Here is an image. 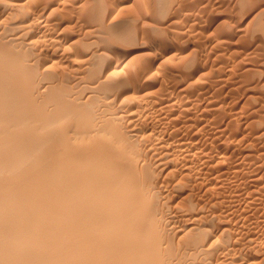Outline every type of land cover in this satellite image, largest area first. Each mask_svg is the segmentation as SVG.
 <instances>
[{
  "label": "bare ground",
  "instance_id": "6f19581e",
  "mask_svg": "<svg viewBox=\"0 0 264 264\" xmlns=\"http://www.w3.org/2000/svg\"><path fill=\"white\" fill-rule=\"evenodd\" d=\"M168 1L158 6L168 9L169 4H174ZM144 2L143 6H147L145 0L140 5ZM84 3L85 0H0V264H264V213L262 216L255 211H259L258 204H264V114L261 111L258 114L260 108L255 107L258 117L250 124L257 125L252 127H256L251 131L254 137L251 135L252 141H244L252 128L249 126L248 133L238 136L237 112L224 111L230 92L243 86L241 78L250 69L252 72V68L239 71L234 78L237 87L228 88L231 90L226 92L222 91L221 83L218 87L214 85L218 78L207 77L212 74L207 72L211 67L209 53L206 54L208 59L202 62L196 60L198 53L194 55L192 50L189 51L196 58H192L194 62L188 61L187 54L180 59L183 43L180 45L177 41L184 38L180 27L186 24L190 12L186 16V8L185 12L175 11L178 6L172 14L158 7L162 9L159 14L166 15L163 19L160 15L163 27H157V32L163 28L162 32L168 31V34L171 30L170 34L179 33L172 34L178 39L167 38L165 33L167 39H160L162 42L158 38L152 41L153 37L137 45L136 39L133 40L136 37L129 33L132 30L124 25L128 21L120 24L119 19L116 20L119 24L110 21L102 26L103 30L96 27L103 35L111 36L115 43L110 41L112 47H106L107 38L106 43H99L106 36L96 35L89 41L91 31H81L82 24L78 28L80 32H74L76 22L71 26L72 14H69L70 5L76 4L75 8L82 12L84 6H89ZM194 4V0H190L184 7ZM133 5L128 6L129 9ZM262 7L256 13L263 16L264 5ZM95 9L93 14L97 12ZM124 9L127 8L122 6L121 12H125ZM141 9L135 11L141 15ZM211 12L215 11L211 9ZM63 13L69 14V18ZM79 13L76 14L85 15L84 11ZM114 16L111 20L120 14ZM85 17L80 19L85 20ZM211 23L209 20L208 29ZM219 25L221 28L229 26L222 22ZM261 25L255 24V27ZM260 27L256 28L258 31H251L258 35L263 33L264 38V28ZM245 33L243 35H248ZM255 37L252 38L257 40ZM259 39L258 46L255 42L257 47L264 45L263 39ZM165 52L180 54L177 58L182 62L178 63L185 65L177 64L180 68H175L183 67L184 73L175 74L174 78L171 77L173 72L160 74L161 62L168 57L160 61ZM231 73L233 76L234 72ZM161 77L164 81L171 77L168 80L176 84L171 82L175 85L167 86L159 79ZM157 79L162 84L158 85ZM249 80L252 81L250 77ZM220 87L222 90L217 89ZM129 92L134 93V97L129 96ZM223 92H226L224 96ZM209 94L212 100L207 99L208 106L212 107L203 105L209 110L203 112H207L211 120L220 115L223 124L217 122L222 129L216 128L219 133H212L216 135L210 139H213L207 145L210 147L200 144L209 155L201 147L202 151L200 148L196 152L205 155L201 154L202 163H197L200 160L197 158L195 162V159L200 153L194 158L193 151L199 144L193 141L201 134V127L206 128L211 121H207L205 127L206 122L204 125L200 121L203 117L196 119L192 115H202V109L198 113L195 107ZM193 103L196 110L191 114L193 107L188 106ZM181 112L188 119L180 116ZM245 161L257 167L251 185L247 182V188L243 185L254 194L252 202L257 199V203L248 201L246 206H257L250 210L239 209L241 205L231 206L218 195L220 187H224L221 183L233 180L230 176H234ZM228 187L223 189L228 190ZM249 193H244L246 196L237 193V197L243 198V195L248 200Z\"/></svg>",
  "mask_w": 264,
  "mask_h": 264
},
{
  "label": "rangeland",
  "instance_id": "374dc122",
  "mask_svg": "<svg viewBox=\"0 0 264 264\" xmlns=\"http://www.w3.org/2000/svg\"><path fill=\"white\" fill-rule=\"evenodd\" d=\"M74 1H76V0H74ZM80 1V0H79ZM94 2V3H96V4H93L92 2ZM85 0V2L86 3H84L83 5H89V6H84L83 8L84 9H81L82 10V12L84 11V13H85V15H83V16H81V15H78V14H76V13H79V14H81L82 12L78 9L77 10V8H75L76 7V4H74V5H70L72 8H70V12L71 13H69V12H66V13H69V14H72L71 16L69 15V14H66V13H63L64 15L66 14L67 15V17H68V15L71 17V21H72V23H71V26H73V24H74V22H76L75 23V26H73L72 28V30L74 31V32H76V33H78V32H80V30L82 29V30H84V31H87L88 29H89V31H91L89 34V37H88V39H89V41H91V39H94L93 38V36H106L105 38H102L101 40H102V42L100 41L99 43H101V44H103V41H105L104 43H106L107 41H109V42H107V44H106V47H112V46H110V44H111V42H112V44H115L114 43V41L110 38L111 36H108V33L107 34H105L104 33V35L101 33L102 31L101 30H103V28H102V26L104 27L106 24L108 25L109 23H110V21H111V23L112 24H116V23H118L117 21L119 20V23L120 24H124L123 22H125V21H128V22H126L127 24H124V25H126L127 26V28H129V31H131V32H129V33H132L131 34V36H134V37H136V38H133V40L134 39H136V40H134L135 42H137L136 44L137 45H139V44H143L145 41L147 42V40H148V42L150 41V39L152 40V39H154V40H152V41H155L157 38V40H165V39H167V38H170L171 36H172V34H176V35H178L179 33H174V31L170 34V32L172 31H169V34H168V31H164V32H162V30H163V28L162 29H160L159 31L161 32V33H163V34H161L160 35V32L158 31L157 32V27L158 26H162V19H163V17L166 15H164L163 13H161V14H159V12H161V11H159V10H165L166 11V13L167 12H169L168 14H172L173 12H175V11H179V10H183L184 8H186V9H184L183 11L185 12V14H186V16L189 14L188 12H190V16H187V17H189L188 19H187V17L185 16V18L187 19L186 20V24H184V26H182L181 25V29H182V31L184 32L182 35H183V37L184 38H189L188 39V42H187V38L186 39H181V41H180V39H178L177 38V36H175V35H173L172 37H176V38H174V39H178V41H177V43H180V45H181V43H183L182 45H181V55L180 54H177V55H180V59H182V55H189V56H186L189 60L188 61H193L194 62V59H196L195 57H197L198 56V58L196 59L197 61H200V59H201V62L204 60V59H208L207 58V56H209L210 58V60H209V66H211L208 70H207V72L209 71L210 73H212V74H210V75H208L207 77H208V79H213V80H216L217 78V82L214 84L216 87H218V84H219V86L221 85V87H222V89H221V87H220V89L219 88H217L218 90H222V91H229L230 92V90L228 89V88H235V86L237 87V84H236V79L234 80V78H236V76L237 75H239V73L242 71V72H246L247 70L245 69L246 67L247 68H252V72H251V69L249 70V72H246L247 74H248V77H247V80L245 79V77L247 76L246 75V73L242 76V77H244V78H241V80H242V82H243V84H241V85H243V86H240L239 85V87L240 88H238V90H235V91H233V93L232 92H230V96H229V98L227 97V99H226V101H225V108H224V111L225 112H230L231 110H235L236 112H237V118L235 119V121H236V123H239V126H240V128H239V133H241V134H239L238 133V136L240 135H242V133H248V130L247 129H250V127L252 128V127H254V126H256L257 127V125L255 124L254 126H251L250 124H252L253 122H255L256 121V119H257V117H258V115H255V114H257V109L258 108H260V109H258L259 110V112H258V114L260 113V111H261V114H264L263 112H264V107H262V109H261V106L260 105H262L263 104V106H264V85H262V83L264 82V61L262 60V59H264V45H259V47H257L258 46V44H259V42L258 41H260V39L259 38H262L263 39V42H264V38L263 37H261V36H263V33L261 34V33H259L260 35H258V32H253L252 33V31L251 30H256V31H258L256 28H259V27H255V24L256 25H260L261 23H262V25H261V27H263L264 28V14H263V16H262V14L260 15V13H256L257 11H259V9H261V7L264 5V0H244V1H242V0H240V2H238L237 0H224V2H223V0H217V1H215V0H213L214 2L213 3H211V0H194V2H195V4L194 5H191V6H186V7H184V4H186V3H188V1H190V0H169L168 1V3L170 2V3H173L174 2V4L172 5V4H169V8L167 9H165V8H163V6H158V5H162L163 3V1L164 0H145V1H147L146 2V5L148 6V8H147V6H143L144 4H145V2L142 4V5H140V2H142V0H140V2H136V3H134L135 1H139V0H101V2L102 3H99L98 4V2H100V0L98 1V2H96L97 0ZM104 1V2H103ZM107 1V2H106ZM132 1V2H131ZM155 1V2H154ZM184 1V3H182ZM200 3H199V2ZM209 1V2H208ZM250 1H252V2H250ZM255 1H257V2H259V3H257V2H255ZM87 2L89 3V4H87ZM110 2H112V3H110ZM148 2H150L149 4H147ZM235 2H237V3H235ZM108 3V4H107ZM158 3H160V4H158ZM162 3V4H161ZM198 3V4H197ZM221 3H223V4H221ZM227 3V4H226ZM242 3V4H241ZM249 3V4H248ZM252 3V4H251ZM126 4H127V6H126ZM131 4H134L133 6H131V9H129V7L128 6H130ZM138 4V5H137ZM153 4H155V5H153ZM165 4V3H164ZM179 4V5H178ZM183 4V5H182ZM209 4V5H208ZM220 4V5H219ZM240 4V5H239ZM263 4V5H262ZM95 7H94V6ZM101 5V7H99V6ZM106 5V6H105ZM110 5V6H109ZM149 5H150V7H149ZM197 5V6H196ZM199 5L200 6H202V7H199ZM211 5V6H210ZM246 5V6H245ZM257 5H258V7L259 8H257ZM259 5H262L261 7L259 6ZM91 6H93L92 8H90ZM103 6V7H102ZM122 6H124L125 8H127V9H124L123 11H125V12H121L122 11ZM138 6H143V8H146V9H141V7H139L138 8ZM174 6H176V7H174ZM177 6H178V8H177ZM193 6H195V7H193ZM209 6L211 7V9H212V11H215V12H211V9L209 8ZM216 6V7H215ZM227 6V7H226ZM231 6V7H230ZM112 7V8H111ZM121 7V8H120ZM153 7H157V8H153ZM162 8V9H159V8ZM213 7H214V9H213ZM236 7H239L237 10H236ZM96 8V9H95ZM115 8V9H114ZM119 8H120V11H119ZM152 8V9H151ZM177 8V9H176ZM187 8H189V9H187ZM210 10H209V9ZM221 8H223V9H221ZM224 8H226V9H224ZM263 8V7H262ZM92 9V10H91ZM96 10L97 12L98 11H101V12H99L100 14H102V15H100L99 13H97V12H95V14H93L94 12H93V10ZM107 9H111L110 11L109 10H107ZM142 10L141 11V15H139L140 14V12H138L137 13V11H135V10ZM149 9V10H148ZM154 9H156V10H154ZM176 9V10H175ZM200 9H202V10H200ZM216 9V10H215ZM229 9H231V10H229ZM245 9V10H244ZM72 10V11H71ZM77 12H76V11ZM88 10V11H87ZM117 10L119 11V12H117ZM151 10V11H150ZM172 10H175V11H172ZM222 10V11H221ZM236 10V11H235ZM74 11V12H73ZM79 11V12H78ZM85 11H87V13L85 12ZM89 11H91V12H89ZM102 11H104L103 13H102ZM147 11H149V12H147ZM197 11V12H196ZM208 11V12H207ZM224 11V12H223ZM242 11V12H241ZM117 12V13H116ZM193 12H195V13H193ZM205 12V13H204ZM218 12V13H217ZM244 12V13H243ZM89 13L91 14V15H89ZM114 13V14H113ZM137 14V15H134V14ZM158 13V14H157ZM165 13V12H164ZM223 13V14H222ZM231 15V16H229V14ZM120 14V17L119 16H116V18H112L113 20H111V16L112 17H115L114 15H119ZM198 14V15H197ZM209 14V15H208ZM218 14H219V16H218ZM245 14V15H244ZM255 14H258V15H256V16H254ZM78 15V16H77ZM143 15V16H142ZM162 16V19H160L161 18V16ZM207 17H206V16ZM235 15V16H234ZM240 15V16H239ZM255 17V18H257L256 20H260L259 22H257L256 20H255V18L253 17V16ZM75 16H77L76 18H75ZM84 16H86L85 17V20L84 19H80L81 17L82 18H84ZM90 16H92V17H90ZM97 16H101L100 18H98L97 19ZM104 16V17H103ZM139 16V17H138ZM157 16H160V17H157ZM226 16H228V17H226ZM258 16H261V17H258ZM88 17H90V18H88ZM94 17H96V18H94ZM119 17V18H118ZM194 17V18H193ZM203 17H205V18H203ZM237 19H236V18ZM239 17H240V19H239ZM69 18V17H68ZM78 18V19H77ZM92 18V20H90V22H91V24L90 25H87L88 23H90L89 22V20L88 19H91ZM125 18V19H124ZM127 18V19H126ZM158 18V19H157ZM193 18V19H192ZM198 18V19H197ZM201 18V19H200ZM208 18V19H207ZM227 19V21H229V22H227V21H225L224 22V19ZM230 20H229V19ZM235 18V19H234ZM242 18V19H241ZM251 18H254V19H251ZM261 18V19H260ZM110 19V20H109ZM129 19H131V20H134V21H129ZM88 20V21H87ZM100 20V21H99ZM102 20H103V23H102ZM117 20V21H116ZM136 20V21H135ZM197 20H199V21H197ZM206 20V21H205ZM209 20H211L212 21V26L210 25V29H208L209 28V26H208V23H209ZM220 20H223V21H220ZM250 20H254L253 21V23L251 22V23H249L250 22ZM83 21V22H82ZM97 21H99V22H97ZM114 23H113V22ZM123 21V22H122ZM144 23H143V22ZM154 21V22H153ZM157 21V22H156ZM234 21H235V23H234ZM104 22H105V24H104ZM116 22V23H115ZM122 22V23H121ZM129 22H131V23H129ZM192 22V23H191ZM193 22H196V23H193ZM202 22V23H201ZM208 22V23H207ZM220 22H222V23H226V25H229V26H227L228 28H221V27H219L220 25H219V23ZM248 22V23H247ZM257 22V23H256ZM261 22V23H260ZM80 23V24H79ZM94 23V24H93ZM101 23V24H100ZM118 23V24H119ZM141 23H143V24H141ZM157 23V24H156ZM158 23H160V25H158ZM199 23V24H198ZM218 23V24H217ZM229 23V24H228ZM230 23H232V24H230ZM237 23V24H236ZM255 23V24H254ZM76 24H78L77 26H76ZM82 24H84L83 25V28H79L80 26H82ZM99 24V25H98ZM129 24V25H128ZM130 24H131V26H130ZM207 24V25H206ZM218 26H217V25ZM234 24V25H233ZM251 25L250 26V28H249V26L248 25ZM145 25V26H144ZM203 25V26H202ZM222 25H224V27H225V24H222ZM231 25H232V27H231ZM136 26H137V28H136ZM141 26H142V28H141ZM153 26V27H152ZM246 26V27H245ZM253 26H254V28H253ZM99 28V29H101V30H99V29H97V28ZM140 27V28H139ZM163 27V26H162ZM179 27V26H178ZM206 27V28H205ZM216 27V28H215ZM229 27H230V29H229ZM246 28V29H244V28ZM261 27H260V29H261ZM77 28V29H76ZM80 30H79V29ZM127 28H126V30H127ZM130 28H132V29H130ZM136 28V29H135ZM153 28V29H152ZM156 28V29H155ZM161 28V27H160ZM205 28V29H204ZM220 28V29H219ZM252 28V29H251ZM90 29H92V30H90ZM106 29V28H105ZM139 29V30H138ZM140 29H143V30H140ZM206 29L208 30V31H206ZM211 29H212V31H211ZM216 29H218V30H216ZM222 29H224V30H222ZM226 29H228V30H226ZM239 31H238V30ZM79 30V31H78ZM81 30V31H82ZM135 30V31H134ZM138 30V31H137ZM173 30H175L176 32H179L178 30H176V29H173ZM188 30H190V31H188ZM197 30V32H195ZM199 30V31H198ZM222 30V31H221ZM250 31V33H249V31ZM262 30H264V29H262ZM78 31V32H77ZM88 31V32H89ZM94 31H96V32H94ZM142 31H145V32H147V33H143L142 34ZM181 31V32H182ZM201 31H202V34H201ZM219 31V32H218ZM194 32H195V34H197V36L198 37H200V38H198L195 34H194ZM207 32V33H206ZM208 32H209V34H208ZM217 32H218V34H217ZM222 32V33H221ZM226 32V33H225ZM229 32V33H228ZM243 32V33H242ZM246 32V33H245ZM261 32V31H260ZM263 32V31H262ZM95 33V34H94ZM167 34V36H166V34ZM187 33H189V34H187ZM191 33H193V34H191ZM210 33H212L213 35H211ZM247 34L248 33V35H243V34ZM146 34V35H145ZM184 34H186V35H184ZM199 34V35H198ZM200 34H201V36H200ZM215 34V35H214ZM217 34V35H216ZM240 34V35H239ZM252 34V35H251ZM143 35H145V36H143ZM147 35H149V36H147ZM108 36V37H107ZM142 36L143 37H145V38H142ZM160 36V37H159ZM164 36V37H163ZM167 38H166V37ZM186 36V37H185ZM191 36H193V37H191ZM203 36H206L207 38L205 39V37H203ZM215 36V37H214ZM217 36V37H216ZM243 36V37H242ZM246 36V37H245ZM248 36H250V37H248ZM256 36V37H255ZM154 37V38H153ZM161 37H163V38H161ZM179 37V36H178ZM214 37V38H213ZM252 37H255V38H257V40L256 39H254V38H252ZM108 40H107V39ZM110 38V39H109ZM139 38V39H138ZM148 38H150V39H148ZM198 38V39H197ZM243 38H245V39H243ZM249 38V39H248ZM200 39V40H199ZM218 39V40H217ZM95 40H99V39H96L95 38ZM107 40V41H106ZM132 40V41H133ZM160 40V42H162ZM184 40V41H183ZM186 40V41H185ZM203 40V41H202ZM205 40V41H204ZM226 40H228V41H226ZM234 40V41H233ZM236 40V41H235ZM243 40H245V41H243ZM92 41H94V40H92ZM111 41V42H110ZM140 41V42H139ZM141 41H143V43H141ZM193 41V42H192ZM202 41V42H201ZM207 41V42H206ZM226 41V42H225ZM239 43H238V42ZM250 41V42H249ZM97 44H98V42L97 41H95ZM231 42V43H230ZM242 42V44H240ZM257 43V46H256V43ZM261 42H262V40H261ZM134 43V42H133ZM190 43V44H189ZM201 43V44H200ZM204 43V44H203ZM206 43V44H205ZM232 43H235V44H232ZM250 43V44H249ZM135 44V43H134ZM193 44V45H192ZM199 44V45H198ZM263 44V43H262ZM108 45V46H107ZM198 45V46H197ZM205 45H207V46H205ZM212 45V46H211ZM215 45V46H214ZM231 45V46H230ZM222 46V47H221ZM256 47L257 49H255V48H253V47ZM261 46L263 47L262 49H260L261 48ZM92 47H94V46H92ZM197 47H199V48H197ZM205 47V48H204ZM227 47V48H226ZM191 48H193V49H191ZM210 48V49H209ZM215 48V49H214ZM219 48V49H218ZM196 49H198V51L196 52L195 50ZM234 49V50H233ZM246 49V50H245ZM189 50H192V54H194V55H196L197 53H198V55H196L195 57H194V55H191V51H189ZM194 50V51H193ZM206 50H208V51H211V52H208V51H206ZM236 50V51H235ZM239 52H238V51ZM249 50V51H248ZM251 50V51H250ZM252 50H254V51H252ZM262 50V51H261ZM203 51H204V53H203ZM222 51V52H221ZM195 52V53H194ZM199 52H201L203 55H205L206 56V54H208L206 57L205 56H202ZM220 52V53H219ZM231 52H235V53H233L232 55H231ZM241 52V53H240ZM248 52V53H247ZM256 52H258V53H256ZM167 52H165L163 55H165V56H161V58H160V61L161 60H164L167 56L168 57H174V58H168L167 57V59L165 60V61H163L164 62V64H162L163 62H161V66L162 67H160L161 69H159V71H160V74H164V73H166L167 74V72H168V74L171 72V74H172V72H173V74H174V76H171V77H175V74H181L180 72H182V69H183V67L181 68V70H179L178 68H180L179 66H184L185 65V63L184 64H179L178 62H180L181 60L180 59H178L177 57V55H176V53H174L175 55H176V57H175V55L172 53V52H168L167 54H166ZM170 53H172V54H170ZM188 53H190V54H188ZM212 53H214V54H212ZM217 53H219L220 55H216ZM247 53V54H246ZM171 56H170V55ZM223 54V55H222ZM235 54V55H234ZM253 54H255L254 56L255 57H253ZM262 54V55H261ZM70 55V54H69ZM174 55V56H173ZM227 55H228V57H227ZM200 56H202L203 57V59H202V57L200 58ZM215 56H219L218 58L217 57H215ZM231 56V57H230ZM236 56V57H235ZM242 56V57H241ZM262 56V57H261ZM160 57V56H159ZM165 57V58H164ZM240 57V58H239ZM246 57V58H245ZM164 58V59H163ZM185 58V57H184ZM192 58H194L193 60H192ZM222 58V59H221ZM240 60H239V59ZM255 58V59H254ZM262 58V59H261ZM171 60V61H169V60ZM218 59V60H217ZM187 59H185L184 60V62H187L186 61ZM212 60V61H211ZM216 60H217V62H216ZM169 61V62H168ZM236 61V62H235ZM175 62V63H174ZM177 62V63H176ZM182 62V61H181ZM226 62H227V64H226ZM246 62V63H245ZM261 62V63H260ZM167 63V64H166ZM213 63V64H212ZM224 63V64H223ZM238 63V64H237ZM242 63H244L243 65H242ZM260 63V64H259ZM176 64V65H175ZM177 64H179V66L177 65ZM218 64H219V67H218ZM222 64V65H221ZM263 64V65H262ZM66 65V64H65ZM175 65V66H174ZM240 65V66H239ZM261 65V66H260ZM169 66V67H168ZM170 66H171V68H170ZM214 66H216V67H218V68H216V67H214ZM163 67L165 68V69H163ZM168 67V68H167ZM175 67H178L177 69L175 68ZM221 67V68H220ZM233 67H235V68H233ZM238 67V68H237ZM258 67H259V69H258ZM173 68L175 69V71L173 70ZM227 68H228V70L229 71H227ZM230 68H232V69H230ZM255 68V69H254ZM68 69V68H67ZM168 69V70H167ZM170 69H172V70H170ZM213 69H215V70H213ZM244 69H245V71H244ZM257 69V70H256ZM161 70H164V71H161ZM183 70H185V69H183ZM233 70H235V71H233ZM216 73H215V72ZM224 71V72H223ZM238 71V72H237ZM240 71V72H239ZM176 72V73H175ZM185 71H183L182 73H184ZM208 72V73H209ZM231 72H236L235 74L233 73V76H232V73ZM241 72V73H242ZM261 72H262V74H261ZM224 73V74H223ZM230 74L229 76L227 75V74ZM167 74V75H168ZM215 74V75H214ZM216 74H218V75H216ZM223 74V75H222ZM250 74H251V76H250ZM261 75V76H260ZM170 76V75H169ZM169 76H167V77H169ZM177 77H178V75H176ZM214 76V77H213ZM258 76H260V79L258 78ZM168 78V79H172V78ZM224 77V78H223ZM226 77H229V78H227V80L225 79ZM231 77V78H230ZM233 77V78H232ZM249 77L251 78V80L252 81H250L249 80ZM162 78H164V77H161V78H159V79H161V80H163ZM215 78V79H214ZM257 78V79H256ZM159 79H157V81L159 80ZM167 79V81H162V83H165L167 86L169 85V86H173V85H175L176 83L175 82H173V80L171 81L172 83H175V84H171V82H170V80H168ZM225 79V80H224ZM161 80L160 81H158L157 83H158V85L159 84H162L161 83ZM165 80H166V78H165ZM206 80H207V78H206ZM232 80V81H231ZM257 80V81H256ZM222 81V82H221ZM225 81V82H224ZM228 81V82H227ZM246 81V82H245ZM170 82V83H169ZM232 82V83H231ZM221 83V84H220ZM227 83V84H226ZM245 83V84H244ZM171 84V85H170ZM253 84V85H252ZM258 85V86H257ZM167 86H165V87H167ZM231 86H234V87H231ZM248 86H250V87H248ZM259 86H260V88H259ZM263 88H262V87ZM216 87H213V88H215L216 89ZM242 88H244V89H242ZM245 88H246V90H245ZM255 89V90H254ZM260 89V90H259ZM242 91V92H241ZM132 92V91H131ZM226 92H223V94H222V96H224L225 94L224 93H226ZM244 92V93H243ZM261 93V94H260ZM129 94V96H131L132 94H133V96H131V97H134V93H131L130 94V92L128 93ZM236 94V95H235ZM248 94V95H247ZM235 98H234V97ZM247 96V97H246ZM250 96V97H249ZM261 96V97H260ZM209 98V100H210V98H211V95L209 94V95H207L206 96V98L205 99H203L201 102H197V105H198V107H197V105L196 104H191V105H189L188 106V108L189 107H195V105H196V112H200V110L202 109V115H200V114H197V113H194L193 115H192V117L194 118L195 116V118L197 119V118H201V117H203V118H201V120L200 121H202V123L204 124V122H206L204 125H205V127L209 124V126H207L206 128H204V127H201V129L203 130H199V131H201V134H200V132H196L197 134H200V135H198V137H200L201 139H199L200 140V142H199V140L197 141V139H198V137L196 136V140H194L193 142H198V144L199 145H197L198 146V148H196L197 146H195V152L193 151V153H195V155H194V158H195V156H197L198 155V153H200L197 157H196V159H195V162H197V160L199 159L200 161H198L197 163H202V161H201V157H204V156H201V154L202 155H205L206 153H208V152H206V151H204V150H207V149H205V148H207V147H210V146H207V145H210L211 144V142H212V140L214 139L213 137H215V135L216 134H218L219 133V131H221V129H222V127H219V124L220 125H222L223 124V121L221 120L220 121V119H223L220 115L218 116V118L217 117H215L216 119L214 120V119H210V118H207L208 117V114H206L207 112H209V110H208V108H210V107H212V106H210V104H209V106H208V102H210L209 100H207ZM236 98H238V99H236ZM246 98V99H245ZM248 98V99H247ZM251 98H253L252 100H251ZM261 98V99H260ZM232 99V101H230ZM234 99V100H233ZM211 100H212V98H211ZM214 100V99H213ZM235 100H237V101H235ZM245 100H248V101H246L247 102V104H245L244 105V103H246L245 102ZM253 100H255V101H253ZM263 100V101H262ZM203 101H205L204 103H202ZM206 101H207V104H205L206 103ZM218 102L220 101V100H217ZM216 102V101H215ZM230 102V103H229ZM233 102V103H232ZM234 102L236 103V104H234ZM249 102V103H248ZM261 102V103H260ZM201 103H202V107H201ZM213 103V101H211V104ZM251 103V104H250ZM254 105H253V104ZM256 103V104H255ZM229 104V105H228ZM233 104V105H232ZM251 106H250V105ZM203 105L204 106H207V107H203ZM244 105V106H243ZM247 105H248V107H247ZM253 105V106H252ZM227 106V107H226ZM258 106H260V107H258ZM194 107L192 108L193 110H190V111H192L191 112V114L193 113V112H195V110H194ZM232 107V108H231ZM234 107V108H233ZM236 107V108H235ZM241 107V108H240ZM243 107V108H242ZM255 107L257 108V109H255ZM188 108L186 107L185 109H187L186 110V113L188 114ZM204 108H206L205 110H203ZM185 109H183L184 111H185ZM191 109V108H190ZM237 109H239V111L237 110ZM241 109V110H240ZM244 109V110H243ZM254 110L253 112H251L252 110ZM182 110V111H183ZM207 110V112L205 113V112H203V111H206ZM251 110V111H250ZM263 110V111H262ZM183 111V112H184ZM190 111H189V114H190ZM183 112H181V114H180V116H182V117H184L183 115ZM233 112V111H232ZM249 112V113H248ZM251 112V113H250ZM186 113H185V115H186ZM204 113V114H203ZM248 113V114H247ZM196 114V115H195ZM207 116H206V115ZM218 113H216V115H217ZM241 114V115H240ZM246 114V115H245ZM247 115H249V117L247 116ZM186 116H188V115H186ZM247 117V118H246ZM185 119L187 118V117H184ZM183 119V118H182ZM188 119V118H187ZM205 119H208V120H205ZM253 121H252V120ZM254 119H255V121H254ZM212 122V124L210 125V121ZM219 120V121H218ZM207 121H209L210 123H208ZM224 121H225V117H224ZM217 122H219V124L217 123ZM220 122H222V124L220 123ZM249 122H251V123H249ZM208 123V124H207ZM214 123H216V124H218V127H217V125H215ZM249 123V124H248ZM203 124H202V126H203ZM248 124V125H247ZM212 126H215V127H213L212 128ZM247 126V127H246ZM250 126V127H249ZM245 127H246V129H245ZM255 127V128H256ZM216 128H218L219 129V131L218 130H216ZM255 128H252L251 130H249V132L250 133H248L247 135H246V137H245V139H244V141H246V140H248V141H252L251 140V138L253 139V135H252V132L251 131H253V129H255ZM241 129V130H240ZM245 129V130H244ZM214 131H215V133L216 134H212V133H214ZM208 135V137H206ZM253 137H252V136ZM210 136V137H209ZM248 137V138H247ZM203 138H205V140H203ZM211 138H213L212 140H210ZM201 140L203 141V142H201ZM208 140L210 141V143L208 142ZM236 141V140H235ZM235 141H234V143H235ZM204 142H206V143H204ZM204 144V146L203 145H200V144ZM243 144V143H242ZM200 146V147H199ZM205 147V148H203V147ZM203 148V151H204V153L205 154H203V152H196V151H199V149L200 148ZM202 148L200 149V151H202ZM208 151V150H207ZM237 153H239V151H237ZM237 153H235L237 156L239 155V154H237ZM197 154V155H196ZM206 155H209V153L208 154H206ZM198 158V159H197ZM246 162V161H245ZM243 164L244 165H246V166H243ZM243 164L241 165V167H240V169H242L241 171H240V169L238 170V172L234 175V176H232V177H234V178H232L231 176H230V178L231 179H233V180H230V179H228L227 181H225V182H222L221 183V186L222 185H224V187L222 186V188L220 187V189H222V190H220V194H218L219 195V197L222 199V200H224V198H225V200L228 202V203H230V205L232 206V204L235 206V207H239L240 205V208L239 209H242V208H245V209H255V208H251V207H257L256 209H259V211L258 210H255L256 212H260L259 214L260 215H262L261 213H264V204H262V205H257V206H255L254 204L253 205H251V207H249V206H246V205H248L249 204V202H251V203H257V199H253V202H252V197L254 198V194L253 195H251V193H249V190L248 191H246L247 189H245V186H246V188L248 187V184L247 183H249V186L251 185V179L253 178V176L254 175H257V173H256V169L255 168H257V167H255L254 165H253V163H250V162H246V164L243 162ZM249 164H252V165H249ZM252 166L254 167V168H252ZM246 167V168H245ZM251 169H253V171L251 170ZM245 170V171H244ZM246 170H248V171H246ZM240 171V172H239ZM245 173H244V172ZM250 171H252L251 173H250ZM256 174H255V173ZM243 173V174H242ZM252 174H254V175H252ZM237 175V176H236ZM250 175H251V177H250ZM239 176V177H238ZM249 177V178H248ZM248 179H249V182H248ZM241 180V181H240ZM245 182H247L246 184H245ZM224 183H226V184H224ZM238 183H241V184H238ZM243 183V184H242ZM229 187H228V186ZM243 185H245V186H243ZM228 187V190H225V189H227V187ZM233 186H234V188H233ZM237 186H239L240 187V189H239V187H237ZM235 187H237V188H235ZM223 188H225V189H223ZM244 190V191H242V190ZM230 190V191H229ZM231 190H233L232 192H231ZM242 191V193H243V195H245L246 194V192L247 193H249L248 195H250L247 199L248 200H246V197H244L243 195H242V197L244 198H241V197H237L238 195H237V193L238 194H240L241 192L240 191ZM226 191V192H225ZM236 191V192H235ZM238 191V192H237ZM235 192V193H234ZM229 195H228V194ZM241 193V194H242ZM245 193V194H244ZM233 196H236V197H233ZM236 194V195H235ZM241 194L239 195V196H241ZM229 196H231V197H229ZM246 196V195H245ZM252 196V197H251ZM227 197H229V198H227ZM231 198V199H230ZM234 198V199H233ZM239 198H241V199H239ZM236 199H238V200H240L239 202L236 200ZM231 202H230V201ZM244 200V201H243ZM237 201V202H236ZM247 203H246V202ZM249 201V202H248ZM242 204H241V203ZM238 203H240V204H238ZM244 203H246V204H244ZM259 203H261V202H259ZM236 204V205H235ZM245 206V207H244ZM262 206V207H261ZM261 208V209H260ZM252 211V210H251ZM263 211V212H262ZM257 215H258V213H256ZM264 215V214H263ZM262 215V216H263ZM264 217V216H263ZM254 255H250L249 257H253ZM254 257H256V256H254Z\"/></svg>",
  "mask_w": 264,
  "mask_h": 264
}]
</instances>
